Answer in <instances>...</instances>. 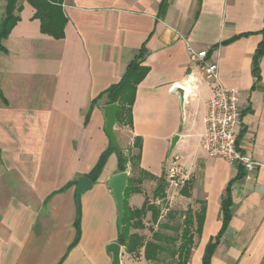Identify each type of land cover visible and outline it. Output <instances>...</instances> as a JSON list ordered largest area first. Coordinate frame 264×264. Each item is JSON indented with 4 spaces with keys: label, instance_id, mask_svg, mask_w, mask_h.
<instances>
[{
    "label": "crops",
    "instance_id": "obj_1",
    "mask_svg": "<svg viewBox=\"0 0 264 264\" xmlns=\"http://www.w3.org/2000/svg\"><path fill=\"white\" fill-rule=\"evenodd\" d=\"M162 1L64 0L67 22L59 40L42 34L34 9L20 1V19L0 52V264L111 263L106 248L119 235L108 188L119 173L116 152L80 195V238L69 249L76 235L75 181L92 171L110 143L106 97L93 107L91 102L120 81L141 47L148 73L136 88L131 126L115 123L114 134L127 157L123 210H140L147 201L159 216L152 223L147 210L131 222L137 226L129 235L142 245L153 233L170 238L187 209L203 207L187 263L201 264L207 243L220 231V204L229 186L231 218L211 264H264V56L259 78L252 73L264 0H165L161 11ZM4 7L0 0V21ZM240 35L210 56L221 85L237 92L241 123L235 136L238 149L259 163L252 175L202 150L212 89L187 52V46L209 49ZM176 85L187 91L184 101L173 91ZM172 162L186 196L167 184ZM162 177L164 198L154 199ZM143 252L128 254L121 246L120 262L162 264L163 256L148 262Z\"/></svg>",
    "mask_w": 264,
    "mask_h": 264
},
{
    "label": "trees",
    "instance_id": "obj_2",
    "mask_svg": "<svg viewBox=\"0 0 264 264\" xmlns=\"http://www.w3.org/2000/svg\"><path fill=\"white\" fill-rule=\"evenodd\" d=\"M21 0H5L4 16L0 21V52L4 51L2 42L7 39L11 30L19 21V12L21 11ZM35 11L34 19H37L40 23V32L42 34L48 35L56 40L62 39L64 37V26L66 25L67 18L64 15L62 6L64 0H25ZM166 6L165 0L162 1L160 5V10L164 11ZM261 35V41L257 45L254 55L252 57V73L256 78H259V62L264 56V27L259 32ZM244 35L233 37L232 39L216 44L210 48L215 50L220 45H227ZM146 51L144 47H141L137 56L132 60L121 77L120 81L107 89L104 93L100 94L91 102V107H93L99 99L103 96L106 97V104H116V123L121 126H131V108L134 101V96L138 84L144 79L148 73V69L142 66V62L145 58ZM238 141L236 139V145ZM116 152L111 143H109L107 149L100 155L96 165L92 171L84 176L94 184L98 177L100 176L102 169L110 156L111 153ZM117 155V170L119 173L126 171L127 157L124 155L123 149H119L116 152ZM240 169V168H239ZM243 172V171H241ZM240 172V173H241ZM242 174V173H241ZM74 182L68 184V186H73ZM185 181L180 192L183 193L185 188ZM66 188V187H65ZM64 188V189H65ZM166 185L164 178L158 180L157 186L153 192L154 199L162 200L164 198V191ZM229 186L227 188L226 196L221 200L220 204V221L221 227L220 231L210 240L202 256L201 264H211L212 254L218 245L219 239L224 234L226 227L231 218L230 208H231V198L229 195ZM186 196V193H183ZM77 203L76 218L74 222V227L76 231L75 238L70 245L69 249L73 248L79 241L80 238V205ZM149 210L151 212L152 223H156L159 216V209L148 205L145 201L140 210H135L129 212L124 207V215L122 220V232L117 237V243L124 247L126 253L135 254L139 250L144 248V259L148 262H158L160 261V256H163L162 264H187L190 256V252L193 245L194 234H200L202 222L204 219V209L200 207L197 213H193L190 209H187L182 214L181 225L176 229H172L173 234L170 238L164 237L159 233L152 234V241L141 244V240L136 235H129V230L136 227L135 223H131L135 219H139L144 215V213ZM169 216V214L167 215ZM174 220V214L170 212V221ZM195 223L196 228L193 230V225ZM160 229H166V226L161 225Z\"/></svg>",
    "mask_w": 264,
    "mask_h": 264
},
{
    "label": "built area",
    "instance_id": "obj_3",
    "mask_svg": "<svg viewBox=\"0 0 264 264\" xmlns=\"http://www.w3.org/2000/svg\"><path fill=\"white\" fill-rule=\"evenodd\" d=\"M210 48L195 50L187 46L190 63L198 69L203 80L208 81L212 94L207 101L205 128L201 137V148L211 158L224 160L230 166L240 168L252 175L259 163L236 145V128L241 123L237 109V92L224 88L219 79L217 62L210 56ZM187 93V91H186ZM184 179L174 162L167 168V182L174 188H182Z\"/></svg>",
    "mask_w": 264,
    "mask_h": 264
},
{
    "label": "water",
    "instance_id": "obj_4",
    "mask_svg": "<svg viewBox=\"0 0 264 264\" xmlns=\"http://www.w3.org/2000/svg\"><path fill=\"white\" fill-rule=\"evenodd\" d=\"M173 91L176 92L178 95H180V99L184 101L186 97V90L179 85H176L173 87ZM103 116L105 120V134L107 138L109 139L112 148L118 152L119 151V145L116 141L115 134H114V126L116 123V105L115 104H108L105 105L102 109ZM177 140V137H174L171 141V146L169 149V156L170 153L174 147V144ZM127 173L122 172L114 175L109 181H108V188L111 190L112 197L114 199L116 211H117V227L118 232L121 234L122 232V220L124 215L123 210V194L126 188L127 184ZM76 190H75V200L76 202L79 201L80 195L83 192L88 191L92 184L90 180L86 177H80L75 181ZM106 251L111 254V263L110 264H121L120 262V253H121V246L118 243L110 244Z\"/></svg>",
    "mask_w": 264,
    "mask_h": 264
},
{
    "label": "rangeland",
    "instance_id": "obj_5",
    "mask_svg": "<svg viewBox=\"0 0 264 264\" xmlns=\"http://www.w3.org/2000/svg\"><path fill=\"white\" fill-rule=\"evenodd\" d=\"M166 179H167V177H166ZM167 184H168V186H169V183L167 182ZM170 187V186H169Z\"/></svg>",
    "mask_w": 264,
    "mask_h": 264
}]
</instances>
